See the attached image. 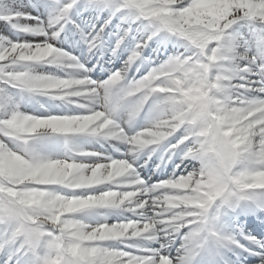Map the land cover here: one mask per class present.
<instances>
[{
    "label": "snow or ice",
    "instance_id": "6c2138e0",
    "mask_svg": "<svg viewBox=\"0 0 264 264\" xmlns=\"http://www.w3.org/2000/svg\"><path fill=\"white\" fill-rule=\"evenodd\" d=\"M0 25V264H264V0H0ZM69 26L122 66L93 79Z\"/></svg>",
    "mask_w": 264,
    "mask_h": 264
},
{
    "label": "rangeland",
    "instance_id": "374dc122",
    "mask_svg": "<svg viewBox=\"0 0 264 264\" xmlns=\"http://www.w3.org/2000/svg\"><path fill=\"white\" fill-rule=\"evenodd\" d=\"M24 2L26 3L27 2V0H24ZM34 14V13H33ZM37 13L35 12V15H36ZM114 23H115V21H114ZM0 27H2V25H0ZM24 39H32L31 37H23ZM39 70V69H38ZM45 70H47V71H51L53 74H55V75H58V76H64L65 75V72H67V73H69V74H71L72 73V71H68L67 69H65L64 71H60L58 68H55V67H53V68H51V69H45ZM37 100L39 101V103H43V104H46V105H48V106H51V107H55L54 106V104H53V102H51V101H49L47 98H45V97H38L37 98ZM38 107H39V104H37L36 103V101H32L29 105H28V108H27V110H35V109H38ZM86 141H87V143H86ZM80 143H82L87 149H89V147L87 146L88 145V139H82V140H80Z\"/></svg>",
    "mask_w": 264,
    "mask_h": 264
},
{
    "label": "bare ground",
    "instance_id": "6f19581e",
    "mask_svg": "<svg viewBox=\"0 0 264 264\" xmlns=\"http://www.w3.org/2000/svg\"><path fill=\"white\" fill-rule=\"evenodd\" d=\"M116 23V22H115ZM113 30H115V29H113ZM241 31H244V29H241ZM108 42H109V39H107L106 40V42H105V45L106 46H102V48L101 49H97V50H93V52H89V53H87L86 55H93V56H95V55H97L100 51H104V50H106L107 49V47H108ZM149 47H151V52H150V54H151V56H154V58L156 59V57L159 55V56H163L166 52H168V50H170L171 49V45H168L167 46V49H165L163 52H161V51H159L158 50V46H157V43L155 42V40H153V41H149ZM115 58H117V57H115ZM109 60H111V59H109ZM109 65H112L113 63H108ZM107 64V65H108ZM108 69H109V67H107ZM91 141H93V140H91ZM87 142V141H86ZM90 145V147L91 148H93L95 145L93 144V143H91V144H89ZM99 152V151H98ZM254 226H256V225H254ZM253 226V227H254ZM257 228L256 227H254V229L253 230H256Z\"/></svg>",
    "mask_w": 264,
    "mask_h": 264
}]
</instances>
